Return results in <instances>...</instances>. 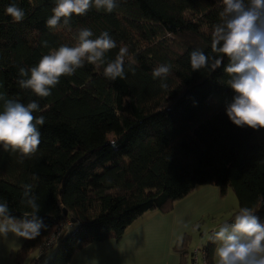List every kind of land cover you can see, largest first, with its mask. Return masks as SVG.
Wrapping results in <instances>:
<instances>
[{
    "label": "trees",
    "instance_id": "trees-1",
    "mask_svg": "<svg viewBox=\"0 0 264 264\" xmlns=\"http://www.w3.org/2000/svg\"><path fill=\"white\" fill-rule=\"evenodd\" d=\"M12 2L0 0V94L38 101L41 111L34 115L45 123L37 153L23 164L0 147V199L19 218L28 211L20 204L23 185H34L47 225L15 250L14 264L29 257L37 264L49 251L44 264H68L86 244L118 241L145 211L168 212L198 185L213 184L221 196L231 189L238 211L249 207L264 223V129L238 127L226 115L236 95L227 84L226 57L215 70L190 66L193 50L213 55L211 30L222 0H118L112 13L93 7L73 14L70 31L62 21L46 26L55 0H15L25 11L21 22L5 12ZM81 27L90 28L93 39L107 31L117 42L106 62L128 48L125 79L111 81L103 75L106 64L86 63L62 76L48 97L18 86L20 67H35L61 45L75 46ZM130 60L134 74L127 70ZM160 64L172 66L167 90L152 77ZM167 96L171 104L160 108ZM105 132L113 138L101 139ZM187 249L186 237L173 246L183 261ZM202 249L208 262L211 244Z\"/></svg>",
    "mask_w": 264,
    "mask_h": 264
},
{
    "label": "clouds",
    "instance_id": "clouds-1",
    "mask_svg": "<svg viewBox=\"0 0 264 264\" xmlns=\"http://www.w3.org/2000/svg\"><path fill=\"white\" fill-rule=\"evenodd\" d=\"M223 10L219 12V22L212 26L211 53L201 50L190 53L192 71L215 70L225 57L224 72L228 75L227 84L236 93L232 102L226 105V115L238 127L247 126L253 130L264 129V0H222ZM95 7L112 13L118 7V0H55L52 15L46 20L50 29L62 26L71 30L70 21L75 14L83 16ZM5 12L14 22L25 18V11L15 0ZM63 18V20H62ZM90 28L81 27L74 35L75 46L61 45L49 54L43 55L35 67H20L17 84L21 89L31 90L44 98L51 95L62 76H72L85 64L105 65L103 75L115 81L126 78L125 58L127 47H120L114 60L106 62V54L117 47V42L103 31L93 39ZM48 47V42H42ZM134 61H129L127 70L135 73ZM170 64H160L152 70L153 79H159L160 88L167 90L165 82L171 74ZM3 111L0 112V147L3 151L17 154V162L23 164L38 151L41 143L39 126L45 123L36 100L27 104L15 98L0 94ZM34 179H38L34 177ZM34 185H23L20 204L25 206L21 217L12 215L6 200L0 199V237L11 233L15 237L33 239L41 234L47 225L38 215L41 205L38 196L33 194ZM232 222L225 221L214 230V239L220 241L216 249L218 264H264V224L254 214L253 209L242 207Z\"/></svg>",
    "mask_w": 264,
    "mask_h": 264
},
{
    "label": "crops",
    "instance_id": "crops-1",
    "mask_svg": "<svg viewBox=\"0 0 264 264\" xmlns=\"http://www.w3.org/2000/svg\"><path fill=\"white\" fill-rule=\"evenodd\" d=\"M228 192L229 190L226 195ZM226 195L221 196L213 184L198 185L176 201L168 212L145 211L127 228L118 241L109 239L86 244L72 255L68 264H186L188 255L194 264L193 252L187 249L189 253L183 261L173 250L174 244L179 242V238L186 230L196 226L204 217L219 215V221H211L205 228L200 226L199 247L202 249L203 245L211 244L208 262L218 264L216 249L220 241L214 239V230L238 212L237 200L236 202L231 200L233 206L230 210L225 202ZM25 240L11 233L6 238L0 237V264H14L15 250ZM40 256L41 252L38 251L32 258ZM43 259L41 257L39 262ZM25 260H29V264L31 258ZM44 261L46 258L41 264ZM24 263L23 261L22 264Z\"/></svg>",
    "mask_w": 264,
    "mask_h": 264
},
{
    "label": "rangeland",
    "instance_id": "rangeland-1",
    "mask_svg": "<svg viewBox=\"0 0 264 264\" xmlns=\"http://www.w3.org/2000/svg\"><path fill=\"white\" fill-rule=\"evenodd\" d=\"M171 96H167L165 97V99L161 102L160 104V108H163V107H167L171 104ZM114 134L111 133V132H105L102 134L101 136V139H111L113 138ZM226 195V194H225ZM224 195V196H225ZM234 198V199H233ZM225 202L228 206V208L231 210V207L233 206V202L231 200H234V202H236V196L234 195L233 191L231 189H229V192L228 194L226 195V198H225ZM219 215L218 216H207V218H203L204 220H201L196 226H194L193 228H190L189 230H186L182 235L181 237H186V245H187V248L190 250V251H194L196 249H198L200 247V241H201V234H200V226H204L205 228V225H207V223H211V221H219ZM216 219V220H215ZM218 219V220H217ZM221 219V218H220ZM203 228V229H204ZM185 235V236H184ZM179 238V242L177 243H181L182 242V238ZM206 241V240H205ZM204 241V242H205ZM51 251H49L46 255L44 256H41L42 259L44 258H47L49 255H50ZM43 259V260H44ZM41 260V262L43 261ZM28 261L29 260H25L24 264H28ZM201 261V257L199 255V262ZM41 262H39L38 264H41ZM45 262V261H44ZM44 262L42 264H44ZM186 264H193L192 260H191V256L188 255V258H187V261H186Z\"/></svg>",
    "mask_w": 264,
    "mask_h": 264
},
{
    "label": "built area",
    "instance_id": "built-area-1",
    "mask_svg": "<svg viewBox=\"0 0 264 264\" xmlns=\"http://www.w3.org/2000/svg\"><path fill=\"white\" fill-rule=\"evenodd\" d=\"M199 255L201 257V261H198ZM193 260L194 264H208L207 259H206V252L205 250L198 248L193 251Z\"/></svg>",
    "mask_w": 264,
    "mask_h": 264
},
{
    "label": "water",
    "instance_id": "water-1",
    "mask_svg": "<svg viewBox=\"0 0 264 264\" xmlns=\"http://www.w3.org/2000/svg\"><path fill=\"white\" fill-rule=\"evenodd\" d=\"M64 214H66V210H64ZM72 221H74V220L72 219Z\"/></svg>",
    "mask_w": 264,
    "mask_h": 264
}]
</instances>
